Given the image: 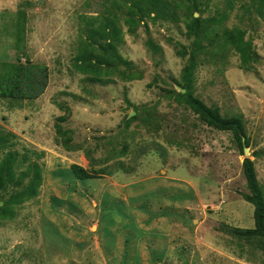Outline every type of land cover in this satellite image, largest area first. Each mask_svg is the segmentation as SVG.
<instances>
[{"label":"rangeland","instance_id":"rangeland-1","mask_svg":"<svg viewBox=\"0 0 264 264\" xmlns=\"http://www.w3.org/2000/svg\"><path fill=\"white\" fill-rule=\"evenodd\" d=\"M112 1L14 0L25 14L2 15L4 76L12 73L9 63L30 60L48 67L49 83L35 101L2 98L0 130L14 138L0 159L17 151L15 174L35 162L42 182L12 219L0 220V264H264L260 239L233 233L253 223V207L242 198L244 158L253 161L264 194V0H236L231 9L225 0L209 1L202 17L226 12L227 20L199 56L191 88L223 116L241 115L246 155L229 133L207 127L175 99L187 63L177 43L190 50L193 40L183 23L145 19L130 33ZM114 16L122 32L117 52L131 66L98 82L74 64L88 29ZM235 29L250 45L247 68L228 43ZM119 71L141 80L125 82ZM64 114L60 125L76 151L57 142L54 125ZM73 164L96 176L76 179ZM28 181L7 184L0 205Z\"/></svg>","mask_w":264,"mask_h":264},{"label":"trees","instance_id":"trees-1","mask_svg":"<svg viewBox=\"0 0 264 264\" xmlns=\"http://www.w3.org/2000/svg\"><path fill=\"white\" fill-rule=\"evenodd\" d=\"M211 0H122V5L116 0L111 2V6L120 10L124 16V24L130 33L145 20H162L164 22H182L187 37H193L190 50L177 43L179 47L176 54L181 58H186L187 63L182 69L179 87L184 93L178 92L175 95L177 102L183 104L190 112L207 127L219 132L229 133L240 153H244V148L249 147V139L246 136L244 122L240 114L223 116L218 108L206 106L191 93L193 83V73L198 65L199 56L206 52L218 39L219 28L227 20V13L214 15L212 17H202L204 8L208 7ZM226 6L231 9L236 0H225ZM124 9V12L122 11ZM178 11H181L183 20L180 19ZM194 13L198 16L195 17ZM103 20V19H102ZM95 28H89L87 39L81 41L82 51L77 55V63L74 67L82 74L91 75L92 80L101 82L100 75L111 74L121 64L131 66L129 61L124 60L117 52L116 45L122 42V32L113 19L103 22ZM228 43L235 49L243 68H247L250 63V45L244 41V32L240 29L227 31ZM96 51V52H95ZM106 66L107 69H104ZM12 73L4 76L0 65V99L16 101L36 100L40 98L49 83V69L44 64H36L30 60L25 62L16 61L9 63ZM120 78L125 82L141 80L137 73L125 74L119 71ZM66 112L67 108H63ZM67 119L66 114L56 119L54 125L57 142L66 151H76L71 145L70 131L65 130L60 125ZM134 118L130 119L133 120ZM14 138L12 133H3L0 130V151L12 147L9 142ZM120 155L126 153V147L119 151ZM29 151L22 155V162H27ZM36 157L42 156V153ZM17 151L7 150L0 159V195L6 189L7 184L20 187L25 178L28 184L21 191L10 196L7 201L0 205V220L12 219L13 208L22 203L35 198L38 195L42 182V174L39 165L35 162L27 163L24 172L15 174L17 163ZM71 173L78 180H88L96 175L78 166H70ZM242 173L246 183L247 193L242 194L245 202L253 207V227L249 229H233L235 236L242 240L260 239L264 249V194L257 180L254 163L249 158L242 161Z\"/></svg>","mask_w":264,"mask_h":264},{"label":"crops","instance_id":"crops-1","mask_svg":"<svg viewBox=\"0 0 264 264\" xmlns=\"http://www.w3.org/2000/svg\"><path fill=\"white\" fill-rule=\"evenodd\" d=\"M18 7H20V8H18ZM7 12L16 13V14H18V13L19 14H25L24 11L21 9V5L18 6L17 2L14 3V0H0V26L1 27H2V17H3L2 15H5V13H7ZM16 25H18V23H16ZM0 40H2V33L0 36ZM1 44H2V42L0 41V45ZM0 53H2L1 48H0ZM27 101H30V100H24L22 102L25 103ZM31 101H33V100H31ZM1 115H2V99H0V117H1ZM0 124L2 125V122ZM252 227H253V223H252ZM252 227H250V228H252Z\"/></svg>","mask_w":264,"mask_h":264},{"label":"water","instance_id":"water-1","mask_svg":"<svg viewBox=\"0 0 264 264\" xmlns=\"http://www.w3.org/2000/svg\"><path fill=\"white\" fill-rule=\"evenodd\" d=\"M180 92H184V90L180 89ZM243 152H244V155H246V153H248V149L244 148Z\"/></svg>","mask_w":264,"mask_h":264}]
</instances>
